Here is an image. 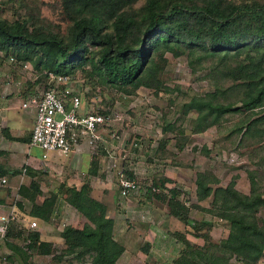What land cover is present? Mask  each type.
<instances>
[{
	"label": "trees",
	"instance_id": "1",
	"mask_svg": "<svg viewBox=\"0 0 264 264\" xmlns=\"http://www.w3.org/2000/svg\"><path fill=\"white\" fill-rule=\"evenodd\" d=\"M61 6L68 20L65 28L46 21L34 6L27 15L9 19L2 15L0 3V51L9 56L15 50L18 59L32 61L39 71L36 80L46 83L49 70L73 73L81 68L93 83L110 84L126 93L141 86L157 93L167 88L163 76L166 51L186 54L191 64L209 67L218 78L213 90L194 93L183 103L184 109L198 112L194 131H203L226 120L229 112L240 111L244 115L236 131L245 128L244 138L263 136L260 124L264 114L260 115L258 109L264 106V0H61ZM225 80H229L227 85L223 84ZM164 128L174 129V122L166 121ZM183 138L175 142L179 149L187 143V136ZM169 141L170 137L162 138L158 147H169ZM259 157L258 165L248 170L249 192L239 189L235 178L214 187L220 178L213 171H197L198 198L213 195L211 206L203 208L226 219L229 232L223 243L200 246L185 231L173 230L185 245L171 264L259 263L264 255V154ZM92 159L94 173L99 159L96 154ZM24 167L35 174V168ZM129 175L133 176L132 171ZM168 181H173L172 177L158 173L152 182L156 188L149 185L147 190L166 201L169 213L188 225L190 205L180 197L182 190L168 186ZM22 186L21 193L33 201L31 217L49 221L57 210L56 193L37 201L41 189L36 186L27 195L24 189L29 185ZM91 191L89 181L81 186L74 184L66 199L94 222L96 229L68 223L61 235L69 249L79 255L89 252L103 264H120L125 246L114 238L115 218L109 215L105 200ZM4 200L0 197V202ZM13 204L17 209L22 206L20 201ZM41 233L19 218L11 222L2 240L14 255L19 254L30 264L29 248L49 242L41 238ZM16 238L25 243H18ZM149 247L150 243L143 245L146 251Z\"/></svg>",
	"mask_w": 264,
	"mask_h": 264
},
{
	"label": "rangeland",
	"instance_id": "2",
	"mask_svg": "<svg viewBox=\"0 0 264 264\" xmlns=\"http://www.w3.org/2000/svg\"><path fill=\"white\" fill-rule=\"evenodd\" d=\"M0 3L2 15L9 19L27 15L28 9L34 6L46 21L62 28L68 23L61 0H0ZM166 55L168 61L163 76L167 88L158 93L146 86L126 93L110 84L101 86L102 83H93L81 68L72 73L75 87L81 89L88 107L107 109L111 116L104 128V141L97 151L88 148L85 150L87 153L77 156L51 150L47 160L29 164L26 162V148L31 137L30 126L25 125L12 137L4 131L9 128L6 124L9 125L10 117L0 109V173L5 169L4 173L9 178L7 184L0 186V197L5 199L0 211H7L9 204L20 201L22 206L19 205L18 216L22 223L28 225L33 201L21 193L23 184L29 185L24 189L27 195L36 186L41 189L37 201L53 193L57 198V210L50 220L39 218L41 238L49 242L43 247L29 248L27 261L30 264H103L89 252L79 255L69 249L60 235L68 223L87 230L96 229L95 225H90L91 220L66 199L72 185L81 186L85 181L91 183V193L105 200L115 216L114 238L125 246L118 260L120 264H171L185 245L172 234L179 227L200 246L225 241L229 223L203 208L211 206L213 195L198 198L195 185L197 171H213L220 178L219 183L213 184L214 187L225 185L235 178L236 186L249 192L248 170L257 166L256 161L264 154V134L261 137L251 134L244 138L245 128L236 131L244 115L240 111L229 112L226 120L203 131H194L198 112L184 109L183 103L194 93L213 90L218 78L209 67L201 66V63L191 64L186 54L175 55L166 51ZM35 68L30 60H12L7 52L0 51V104L13 105L16 112L25 115L23 120L27 123L33 122V115L22 103L28 95L39 94L45 85V80H36L39 71ZM228 82L225 80L223 84ZM258 111L260 115L264 114V106ZM166 121H173L174 129L165 130ZM260 125V128L264 127V118ZM111 132H116V135L111 136ZM183 135L187 136V143L179 149L175 142L185 139ZM164 137H170V145L160 149L158 143ZM108 149L115 156L117 168H124L127 175L132 171L134 177L140 179V191L128 197L120 196L117 171H107ZM32 150L42 158L43 151L38 146L32 147ZM94 154L98 156L99 168L93 173ZM262 163L264 165V158ZM24 165L35 168V174L28 173ZM16 168L18 172H14ZM161 172L175 176L173 181L167 182L168 186L176 185L181 189L180 197L190 205L191 221L188 225L163 217L169 209L167 202L147 190L156 174ZM259 214L262 215L263 211ZM16 240L25 243L21 238ZM146 243H150L147 251L143 248ZM11 251L8 244L0 239V258H4L1 264H26L19 254L14 255ZM258 264H264V255Z\"/></svg>",
	"mask_w": 264,
	"mask_h": 264
},
{
	"label": "built area",
	"instance_id": "3",
	"mask_svg": "<svg viewBox=\"0 0 264 264\" xmlns=\"http://www.w3.org/2000/svg\"><path fill=\"white\" fill-rule=\"evenodd\" d=\"M9 57L12 60L17 58L15 52L10 53ZM47 73L43 90L39 94H31L22 103L23 107L35 108L30 144L38 146L44 158L51 150L69 153L90 148L97 151L104 141V128L111 118L108 110L103 109L105 111L102 112V109L88 107L81 89L75 87L74 74L53 70ZM115 135L116 132H113L111 136ZM135 145H138V141H135ZM108 155L107 171H117L120 195L129 196L140 191V179L125 174L124 168H117V161L110 150ZM8 180L7 174L0 173V186L7 184ZM151 185L153 189L156 188ZM19 218L15 206L0 211L1 240L11 222ZM28 223L32 228H38L39 218L31 217Z\"/></svg>",
	"mask_w": 264,
	"mask_h": 264
},
{
	"label": "crops",
	"instance_id": "4",
	"mask_svg": "<svg viewBox=\"0 0 264 264\" xmlns=\"http://www.w3.org/2000/svg\"><path fill=\"white\" fill-rule=\"evenodd\" d=\"M5 103H1L0 104V109H2L1 111H3V112H5V114L7 115V116H9L10 117V123H9V125L8 124H6V126H9V128H5L4 129V131H7V132H9L12 136H14L13 134H17V132L18 131H22L23 130V128H25L26 126H30V128H31V132H32V124H33V122H30L29 123V121H28V123L27 122H25L24 120H23V117L25 116L23 113H18V112H16L15 111V107H13V105H4ZM25 109H27L28 111H30L31 113H32V115H33V117H32V121H33V119H34V116H35V108L34 107H24ZM16 114V115H15ZM26 125V126H25ZM31 139V138H30ZM35 145H31L30 144V140H29V142L27 143V148H26V150H27V158H26V162H29V164H34V162H36V160H47L46 158H44L43 157V155H42V158H40L38 155H36V154H34V152H33V150H32V147H34ZM73 152V153H72ZM72 152H69V153H71V154H74V155H81V154H84V152L85 153H87L85 150H82V151H72ZM94 152H96V151H94ZM167 174V173H166ZM165 174V175H166ZM168 175V174H167ZM168 176H170V175H168ZM171 177V176H170ZM173 177H175V176H172V178ZM195 185H196V188H197V183L195 182ZM120 196H122V195H120ZM124 197H128V196H124ZM106 202V201H105ZM107 203V202H106ZM5 205V203L4 202H0V205ZM107 205H108V203H107ZM12 206H15L16 208H18L17 207V204H9V207H12ZM19 210V209H18ZM112 211L109 209V206H108V213H109V215H111V216H113L114 218H115V216L111 213ZM156 214H158V212H156ZM160 217V216H159ZM163 217H169L170 218V220H172L173 222L175 221L176 223H178V222H182V224H184V226L186 225L185 223H184V221H182L181 219H179L178 217H176L175 215H172V214H170L169 213V210L167 211V214H165ZM116 220V219H115ZM89 223H90V225H95V223L94 222H92V221H89ZM178 226H180V225H178ZM181 226H183V225H181ZM179 230H182L180 227H179ZM61 235V234H60ZM61 238H63L62 237V235H61ZM64 239V238H63Z\"/></svg>",
	"mask_w": 264,
	"mask_h": 264
}]
</instances>
